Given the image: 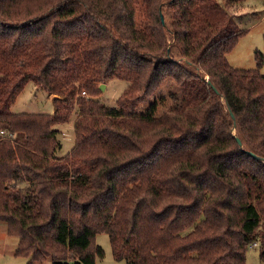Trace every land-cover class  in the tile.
Returning a JSON list of instances; mask_svg holds the SVG:
<instances>
[{
	"label": "trees",
	"instance_id": "1",
	"mask_svg": "<svg viewBox=\"0 0 264 264\" xmlns=\"http://www.w3.org/2000/svg\"><path fill=\"white\" fill-rule=\"evenodd\" d=\"M244 1L0 0V131L14 134L0 132V222L16 255L97 264L107 232L126 264H247L253 246L264 262V54L228 60ZM114 77L127 85L110 106L97 97ZM169 78L186 101L137 111ZM29 81L52 113L12 110Z\"/></svg>",
	"mask_w": 264,
	"mask_h": 264
},
{
	"label": "rangeland",
	"instance_id": "2",
	"mask_svg": "<svg viewBox=\"0 0 264 264\" xmlns=\"http://www.w3.org/2000/svg\"><path fill=\"white\" fill-rule=\"evenodd\" d=\"M231 10L235 12L240 27L248 29V32L240 37L236 46L228 53V60L236 67L254 68L258 64L257 52L260 51L264 54V0H245L241 5H236ZM260 71L264 74V61ZM164 82L165 84H163ZM164 82L163 85H160L163 86V90L158 91L155 96V92L161 88L159 87L151 96L138 105L137 111L146 110L156 98L161 102L156 113L157 116H160L170 106L186 101L184 89L178 86L174 80L172 81L169 78ZM105 84V89H101V93L97 98L107 105H115L116 99L126 87L127 81L114 77ZM54 99L53 94L40 88L34 81H29L24 90L18 94L12 105V110L15 112L52 113L55 110ZM75 117L74 114L69 122L56 125L61 130L59 136L63 142L59 155H65L74 145ZM95 239L96 243L100 244L105 250V256L98 258L97 264H126L125 260L114 258L107 232L97 233ZM18 242L19 236L9 234L5 224L0 222V264H28V257L15 254ZM43 264H51V260L48 259ZM247 264H264L257 247L253 246L248 250Z\"/></svg>",
	"mask_w": 264,
	"mask_h": 264
},
{
	"label": "water",
	"instance_id": "3",
	"mask_svg": "<svg viewBox=\"0 0 264 264\" xmlns=\"http://www.w3.org/2000/svg\"><path fill=\"white\" fill-rule=\"evenodd\" d=\"M105 87H106V84L105 83H102V84H100V89H105ZM238 141H239V143H242V141H241V139L240 138H238ZM251 155H253V156H255V157H259L258 155H256L255 153H253V152H249Z\"/></svg>",
	"mask_w": 264,
	"mask_h": 264
},
{
	"label": "built area",
	"instance_id": "4",
	"mask_svg": "<svg viewBox=\"0 0 264 264\" xmlns=\"http://www.w3.org/2000/svg\"><path fill=\"white\" fill-rule=\"evenodd\" d=\"M86 91H83L82 94H85ZM2 134H5L6 136H9V137H12L14 134L13 133H10L8 131H5V130H1L0 131Z\"/></svg>",
	"mask_w": 264,
	"mask_h": 264
},
{
	"label": "crops",
	"instance_id": "5",
	"mask_svg": "<svg viewBox=\"0 0 264 264\" xmlns=\"http://www.w3.org/2000/svg\"><path fill=\"white\" fill-rule=\"evenodd\" d=\"M170 79H171V78H170ZM167 80H168V79H167ZM165 81H166V80H165ZM169 81H171V80H169ZM172 81H173V79H172ZM163 84H165V82H164ZM163 84H162V85H163ZM160 87H161V86H160ZM162 87H163V86H162ZM162 87H161V88H159V89H158V90L155 92V96H156V93H158V91H162V90H163V88H162ZM154 98H155V97H154Z\"/></svg>",
	"mask_w": 264,
	"mask_h": 264
}]
</instances>
